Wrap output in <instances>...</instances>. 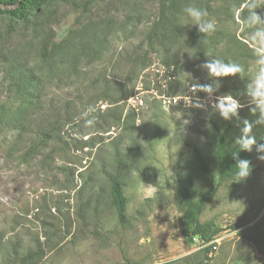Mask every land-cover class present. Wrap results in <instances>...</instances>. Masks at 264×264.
<instances>
[{
  "label": "rangeland",
  "instance_id": "1",
  "mask_svg": "<svg viewBox=\"0 0 264 264\" xmlns=\"http://www.w3.org/2000/svg\"><path fill=\"white\" fill-rule=\"evenodd\" d=\"M229 1L209 11L228 39L205 60L185 43H148L155 0H54L27 24L0 19V107L17 91L18 66L42 83V104L16 146V130L0 125V264H264L248 241L264 237V161L256 158L245 180H226L206 206L201 221L221 229L208 260L207 245L184 234L178 205V180L190 184L195 199L218 182L216 126L227 130L229 149H240L245 121L264 141L248 94L259 68L255 28L242 22L249 0ZM256 12L264 17V3ZM183 23L194 27L186 17ZM241 50L246 58L232 60ZM213 59L244 71L212 77L202 65ZM226 96L241 106L229 120L216 107ZM89 106L91 128L82 117ZM55 120L51 139L24 157L40 142L37 125L47 129ZM114 180L128 199L124 225L112 200Z\"/></svg>",
  "mask_w": 264,
  "mask_h": 264
},
{
  "label": "trees",
  "instance_id": "2",
  "mask_svg": "<svg viewBox=\"0 0 264 264\" xmlns=\"http://www.w3.org/2000/svg\"><path fill=\"white\" fill-rule=\"evenodd\" d=\"M48 1L54 0H0V19H7L12 23L27 24L41 14L43 8ZM157 2V14L150 31L147 36L149 44H157L162 47L183 46L188 45L189 49L195 50L199 58L205 60L207 57H215L222 41L228 39V34L222 30H215L209 34L200 33L196 26L193 28L186 27L183 23L185 18L183 9L189 5L206 9L207 12L215 9L222 0H155ZM232 1L225 0L224 4H230ZM233 4V2H232ZM225 9V13L229 14L232 10L229 7ZM186 31V34L185 32ZM185 37H188L185 40ZM227 42L232 43L229 39ZM240 44L245 45L243 42ZM187 47V49H188ZM186 50V47H184ZM245 50H241L232 60L241 61L246 58ZM241 55V56H240ZM207 56V57H205ZM16 67V66H15ZM16 68L12 73L17 91L12 100L7 101L0 107V125H8L16 130V146L19 140L27 133V120L30 116L36 115V109L42 104L41 92L42 86L40 79L36 78L33 71ZM57 121H50L49 127L43 128L38 126L37 133L41 136L38 144L32 145L24 154V157L38 149L40 144L48 142L56 126ZM227 130L221 126H216L212 135V148L216 156L217 169L219 179L215 187L203 192L198 199H195L190 184L185 180H178V205L183 212L182 219L184 221L183 232L185 235L198 237L199 240L207 245L205 249V258L212 251L210 242L221 232V229L214 222H202L201 216L211 200L215 197L218 187L226 180L236 177L237 159H247L250 161L251 168L257 158L256 146H253L251 152L242 149H229L227 145ZM264 141L257 142L262 144ZM201 169L209 173V166L202 155H198ZM112 200L115 206L118 220L124 225L127 220V203L128 199L124 193V185L118 180L112 182ZM248 241L255 244L261 255H264V237L259 235L249 236ZM191 264V263H188ZM199 264H206L201 262Z\"/></svg>",
  "mask_w": 264,
  "mask_h": 264
},
{
  "label": "clouds",
  "instance_id": "3",
  "mask_svg": "<svg viewBox=\"0 0 264 264\" xmlns=\"http://www.w3.org/2000/svg\"><path fill=\"white\" fill-rule=\"evenodd\" d=\"M264 0H249L246 7L248 14L242 21L246 26L255 28L252 33V41L257 45L256 54L258 59L256 63L259 65L253 79L249 83L248 94L252 98L255 107L252 109L255 112L257 109L260 112V120L257 123L264 124V17L256 12V9L261 7ZM186 19L191 25L197 27L198 31L203 34H209L216 30V25L212 20L207 19L209 13L206 9L189 5L183 9ZM203 68L207 69L210 76L215 78L235 76L238 73L244 71L241 64L232 61L225 62L220 59H213L202 65ZM217 83L219 81L217 80ZM194 89H199L203 92L211 94L214 88L210 84L205 85H193ZM221 117L224 120H229L232 117L238 115V110L241 107L240 104L231 96H226L219 100L216 105ZM95 109L89 106L83 113L82 117H85V126L93 127L96 123L95 116H91ZM252 124L248 121L244 122V128L242 129V136L238 138L236 143L240 149L251 152L253 146H256L257 159L264 161V143L257 144L256 138L251 134ZM236 181H243L249 177L251 173V164L247 159H237L236 167ZM154 187L149 185L144 187L146 194H150V190Z\"/></svg>",
  "mask_w": 264,
  "mask_h": 264
},
{
  "label": "built area",
  "instance_id": "4",
  "mask_svg": "<svg viewBox=\"0 0 264 264\" xmlns=\"http://www.w3.org/2000/svg\"><path fill=\"white\" fill-rule=\"evenodd\" d=\"M215 248V247H214Z\"/></svg>",
  "mask_w": 264,
  "mask_h": 264
}]
</instances>
